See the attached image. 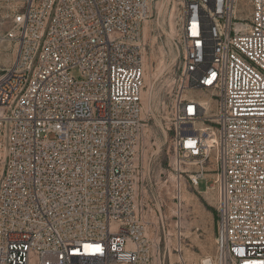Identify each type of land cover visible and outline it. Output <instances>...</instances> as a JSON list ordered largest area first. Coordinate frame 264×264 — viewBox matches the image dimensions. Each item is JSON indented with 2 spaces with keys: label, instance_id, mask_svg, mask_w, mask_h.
I'll return each instance as SVG.
<instances>
[{
  "label": "built area",
  "instance_id": "1",
  "mask_svg": "<svg viewBox=\"0 0 264 264\" xmlns=\"http://www.w3.org/2000/svg\"><path fill=\"white\" fill-rule=\"evenodd\" d=\"M177 1L174 199L210 181L201 264H264V0ZM154 8L0 0V264H163L137 202Z\"/></svg>",
  "mask_w": 264,
  "mask_h": 264
},
{
  "label": "rangeland",
  "instance_id": "2",
  "mask_svg": "<svg viewBox=\"0 0 264 264\" xmlns=\"http://www.w3.org/2000/svg\"><path fill=\"white\" fill-rule=\"evenodd\" d=\"M178 24V1L155 0L152 18L145 24L149 35L141 40L145 125L139 150L137 202L148 235L159 243L163 264H201L215 251V200L211 192L204 191L210 181L200 179L199 190L186 183L175 200V177L170 169L172 131L166 122L181 73ZM73 74L77 76V71ZM187 93L200 98L208 96L203 91Z\"/></svg>",
  "mask_w": 264,
  "mask_h": 264
},
{
  "label": "bare ground",
  "instance_id": "3",
  "mask_svg": "<svg viewBox=\"0 0 264 264\" xmlns=\"http://www.w3.org/2000/svg\"><path fill=\"white\" fill-rule=\"evenodd\" d=\"M147 29H148V26L145 25L144 28H143L142 42L145 41L147 39V35H149V31H147Z\"/></svg>",
  "mask_w": 264,
  "mask_h": 264
},
{
  "label": "snow or ice",
  "instance_id": "4",
  "mask_svg": "<svg viewBox=\"0 0 264 264\" xmlns=\"http://www.w3.org/2000/svg\"><path fill=\"white\" fill-rule=\"evenodd\" d=\"M86 247H88V248H92L93 246H92V245H86ZM95 250H96V251H99V247L96 246Z\"/></svg>",
  "mask_w": 264,
  "mask_h": 264
}]
</instances>
